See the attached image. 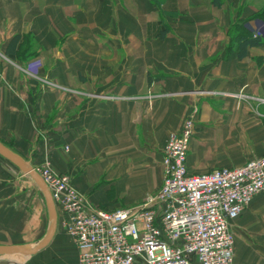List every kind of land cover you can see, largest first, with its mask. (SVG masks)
Masks as SVG:
<instances>
[{
  "label": "crops",
  "instance_id": "crops-1",
  "mask_svg": "<svg viewBox=\"0 0 264 264\" xmlns=\"http://www.w3.org/2000/svg\"><path fill=\"white\" fill-rule=\"evenodd\" d=\"M246 33L264 38V0H0V142L101 210L160 189L166 140L189 116L190 174L261 158L264 44L240 57ZM16 35L15 50L32 40L21 56L6 53ZM48 224L37 186L0 156V245L34 246ZM231 230L233 264H264V195ZM36 254L77 264L59 218Z\"/></svg>",
  "mask_w": 264,
  "mask_h": 264
},
{
  "label": "built area",
  "instance_id": "built-area-1",
  "mask_svg": "<svg viewBox=\"0 0 264 264\" xmlns=\"http://www.w3.org/2000/svg\"><path fill=\"white\" fill-rule=\"evenodd\" d=\"M193 116L168 136L160 189L132 208L101 210L49 163L35 169L77 249V264H233L235 221L264 195V156L235 168L187 171Z\"/></svg>",
  "mask_w": 264,
  "mask_h": 264
},
{
  "label": "water",
  "instance_id": "water-1",
  "mask_svg": "<svg viewBox=\"0 0 264 264\" xmlns=\"http://www.w3.org/2000/svg\"><path fill=\"white\" fill-rule=\"evenodd\" d=\"M0 156L5 160L9 161L11 164H13L17 169L20 170L22 174L29 177L34 182V184L37 186V188L39 189V191L41 192L44 198V202L48 214L49 224L47 231L44 237L34 246L0 245V264H20L18 262L8 259L2 260L1 258L10 257V256L30 257L32 255H35L44 247H46L47 244L51 241L56 231L57 210L46 184L44 183L40 175L35 171L33 167H31L20 155L13 152L11 149L6 147L1 142H0Z\"/></svg>",
  "mask_w": 264,
  "mask_h": 264
},
{
  "label": "trees",
  "instance_id": "trees-1",
  "mask_svg": "<svg viewBox=\"0 0 264 264\" xmlns=\"http://www.w3.org/2000/svg\"><path fill=\"white\" fill-rule=\"evenodd\" d=\"M21 39H22L21 36H18V35L14 36L6 49V53L14 54L16 56H21L22 54L27 53L28 52L27 49L30 50L32 46V40L30 38L28 40H25V37H24L23 39L24 44L20 43L19 49L15 50L16 45L20 42ZM236 41L238 44L240 57L245 54L246 49L248 47H260L264 44V38L260 36H255L253 34H247V33L244 35H240L236 39ZM156 78H159V77H156ZM148 79H149V83H151V81L153 80L151 76H149Z\"/></svg>",
  "mask_w": 264,
  "mask_h": 264
},
{
  "label": "rangeland",
  "instance_id": "rangeland-1",
  "mask_svg": "<svg viewBox=\"0 0 264 264\" xmlns=\"http://www.w3.org/2000/svg\"><path fill=\"white\" fill-rule=\"evenodd\" d=\"M27 178H29V177H27ZM16 257L18 258V263H20V264H41V260H40V257L38 254L32 255L30 257H22V256H16ZM1 259L7 260V257H3Z\"/></svg>",
  "mask_w": 264,
  "mask_h": 264
},
{
  "label": "bare ground",
  "instance_id": "bare-ground-1",
  "mask_svg": "<svg viewBox=\"0 0 264 264\" xmlns=\"http://www.w3.org/2000/svg\"><path fill=\"white\" fill-rule=\"evenodd\" d=\"M7 259L18 262V258L16 256H10V257H7Z\"/></svg>",
  "mask_w": 264,
  "mask_h": 264
}]
</instances>
